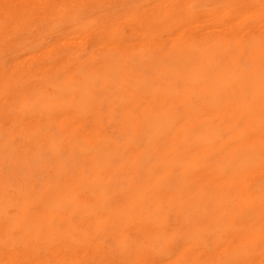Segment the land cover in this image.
I'll list each match as a JSON object with an SVG mask.
<instances>
[{"label":"bare ground","instance_id":"6f19581e","mask_svg":"<svg viewBox=\"0 0 264 264\" xmlns=\"http://www.w3.org/2000/svg\"><path fill=\"white\" fill-rule=\"evenodd\" d=\"M58 1L54 2L55 5L61 4ZM161 1L163 2V0ZM161 1L159 0L155 4L154 0L155 5L151 10L149 7L143 10L138 9L140 4L135 7L131 3L132 0H120L121 5L110 7L116 11H113L116 13L115 16L123 8L126 10L123 11L124 14L121 11L120 13L123 15L120 14V16L126 17L124 19L127 24L131 22L132 27L123 28V30L128 34H130L129 32L132 34L133 29L136 28L139 29V32L140 29L144 30L148 36L146 37L144 33L143 36L146 37L144 39L149 40L144 44H140V40L134 35H127L122 29L115 28L112 23L114 21L109 19L114 18L115 20L114 14L111 13L110 16L113 18L107 16L105 18L107 21L103 26H106L105 23L108 21H112L109 24L113 26H109V24L104 26L105 32H99L101 33L99 34L95 31L97 28L94 25L100 23L95 22L93 26L96 29L94 30L93 27L90 29H93L97 35L95 32V35H91L93 32L90 34V29H87L88 32L84 34V37L85 35L88 37L89 34L93 37L89 41L90 35V37L82 39L83 44L86 45L90 42L92 45V51L87 53L90 57L86 62L83 61L84 57H82L83 60L80 59V56L76 58L77 56L75 57V54L70 52L74 49L71 48V45L69 51L62 52L61 50L60 54L55 48L54 51L57 55L51 50L56 58L59 57L61 60L63 55L62 57L66 60V62L57 60L63 65L58 67L59 63L55 64L56 71H64L71 65L72 73L74 72L73 74L77 77L78 74L81 77L84 74L86 76L90 74L82 81L78 80L77 83L71 80L68 83L69 89L77 87V84V90L81 91L89 84L95 87L103 82V91L109 86L110 91L120 95L119 110L125 118L124 128L129 141V149H127L130 150L131 156L129 158L128 154L127 157L130 159V174H132L128 181L130 189L123 195L125 209L106 211L109 206L105 200H101L92 205L93 208L98 209V214L89 216L86 211H83V204H75L73 207H69L68 216H53L49 213L48 216H41L46 220L41 224L31 222L20 226L21 237L19 240H27L33 250H37L41 246L49 250L52 247L55 248L57 252L50 257H52V261L55 259L60 264H91L93 260H96L94 258L96 255L105 259L115 250L103 242L93 244L92 236H96L95 239L100 236H103L104 239L110 237L114 241L117 251L127 257L128 264H137L138 257H140V264H159L158 262L160 264H264V186L251 191L248 188L253 179L264 180V0H226L227 7L219 15L216 14V9H207L203 6L207 0H194L203 7L201 6V9L193 12H190L188 8V11H185L189 1L186 5L184 4L186 2H183L185 0H176L179 4L175 5L176 7H168L169 10L162 5ZM15 2L11 4H15ZM17 2L22 1L17 0ZM83 2L88 3L86 0H83L82 4ZM101 2L97 3V10L102 9ZM27 3L32 5L35 2ZM165 3L168 4V0L164 1ZM21 4L16 5L24 6ZM40 5L38 4L39 7ZM52 5L51 7L54 8ZM95 5V3L92 4V7ZM38 6L36 5V8L33 5L36 10L39 8ZM41 6L43 8V5ZM65 7L68 8L67 5ZM3 8L5 7L3 6ZM5 9L3 11L8 10ZM14 9L17 10L15 13L19 10ZM30 9L32 10L31 7ZM45 10L41 12L46 13ZM72 11L69 12L71 16L73 15ZM34 12L36 17L38 13ZM82 12L86 11L82 10ZM5 13L7 15V12ZM20 14V12L19 15L16 14L19 19ZM90 14L84 16H87L86 18L89 20ZM53 15L54 18L57 13L54 12ZM8 16L6 17L8 18ZM44 16L43 14V19ZM46 16L49 17V15ZM38 17L40 19L41 16L38 15ZM52 17L47 19L51 22ZM65 17L64 15L63 19ZM83 17L81 18L85 19ZM121 17L120 19H122ZM29 18L31 19L32 16ZM162 18L165 20L163 23H161ZM9 20L8 22L11 21ZM137 21L139 22L136 23ZM99 22L101 21L99 20ZM158 22L164 26L162 30ZM198 22H202L200 24L206 27L203 28L209 30H205L206 32L202 30L198 27ZM26 24L25 22L23 25L26 26ZM48 24L50 25V23ZM172 24H174L172 28L175 27V24L178 25L176 26L178 28L176 36L172 35ZM69 26L70 30L76 27L74 23ZM85 27L87 26L85 25ZM13 28L15 29V27ZM243 28L247 29L243 32L246 36V44L240 47L238 41L239 46L237 47L234 39L241 41L238 35L239 31L242 33ZM44 30L46 29L44 28ZM75 31L78 34V40L79 30ZM165 33L167 37L163 39L162 36ZM9 34L7 36L10 37ZM7 36L1 37L2 40L5 38L4 40L7 41ZM22 39L24 38L22 37ZM64 39L60 40L65 41L67 38ZM11 41L14 46V40ZM30 41L27 45H30ZM78 41L79 44L73 43L80 46L81 41ZM5 43L2 47L7 46L8 49L9 46ZM55 43L58 42L55 41ZM52 44L54 45V40ZM52 44L51 46H53ZM107 46L110 48H106ZM10 47L12 48V46ZM59 47L61 49V46ZM83 48L85 49V47ZM83 48L81 49L84 50ZM76 51L78 52V50ZM51 52L48 53L51 54ZM86 52L84 56H86ZM13 53L16 54L15 51ZM37 56L42 58L39 54ZM42 56L44 57V55ZM52 58L50 57V59ZM40 59L39 63L42 61ZM49 63L51 65V62ZM32 64L36 63L33 61ZM46 64L42 63L43 66ZM36 66V68L39 67L38 64ZM49 69L54 70V67ZM49 69H46L48 73ZM37 70L40 72L41 69ZM53 70L50 71L55 72ZM100 75L105 76V79L100 80ZM118 75L120 77L124 75L126 78L123 77L124 79L119 82L117 81ZM54 77L56 78V76ZM107 77L112 79L108 80ZM21 85L20 82H12L11 89H16ZM84 92L81 91L75 95L82 96ZM79 96L67 100V103L69 106H75L78 111H84ZM114 109L112 104L109 105L110 115L113 114ZM70 117H72V121L75 120V116L74 118L69 116L68 122L71 121ZM66 119L68 118L66 117ZM77 122L76 120V126ZM59 126L61 127V125ZM83 126H86L85 123ZM89 131L86 132L90 135ZM91 132L93 133V131ZM87 134H84L81 140L87 148H78V151L95 166L101 160L100 156L107 150L108 145L104 142L103 135L100 140L103 143H100V141L96 142V139L93 140L94 142H90L91 136L88 137ZM27 148L29 149L30 146ZM14 151L17 154L16 150ZM34 154L37 155L35 152ZM18 157L21 160L20 164L29 169L26 164L27 154L20 151ZM92 191L89 192L92 193ZM92 194L94 195V193ZM15 227V217L7 216L0 208V234L4 233L7 236V242L11 245L15 244L11 236ZM127 229L132 230L137 237H140V245H136L124 237ZM76 246H80L77 255H75ZM18 247L20 249V246ZM31 248H28V251ZM88 248L93 250L92 257L86 259L85 253ZM17 249L15 250L17 251ZM19 249L16 252L13 248L15 253L20 252ZM62 249L66 251L67 257L60 256L59 252ZM15 253L13 252V254ZM18 255H14V257L17 258ZM3 256L5 257L4 254ZM17 259L19 262L20 260L27 262L22 256ZM29 259L31 258L29 257L27 260ZM37 259L40 262L39 256ZM6 264H8L7 260ZM26 264L31 263L27 262Z\"/></svg>","mask_w":264,"mask_h":264},{"label":"rangeland","instance_id":"374dc122","mask_svg":"<svg viewBox=\"0 0 264 264\" xmlns=\"http://www.w3.org/2000/svg\"><path fill=\"white\" fill-rule=\"evenodd\" d=\"M0 1H1L0 2V6H1L0 7V13H1L0 14V41L2 40L3 37L7 36L9 34V32H11L9 34L10 37L9 36L6 37V40L10 44L5 43V42H7L4 40L5 38L2 40V42H0V44H1L0 45V99H1L0 100V123H1L0 124V137H1L0 138V208H1V211L4 212L7 216H14L15 221H16V227L14 228V232L11 235L13 238L12 240L15 241V244L11 245L10 243L7 242V236H5L4 233L0 234V236H1L0 256L2 255L0 257V264H6V260H7L8 264L10 263L11 260L12 261L10 264H15V263L19 264L21 262V260H20L21 258L19 259L20 262L18 261L17 258H19L21 256L23 257L24 260H26L28 263H31V264H40L42 261H44L45 263L42 262L41 264H46V263L47 264H60L54 258H53L54 260L52 261V257H50V255L55 254L57 252V250L55 248L52 247L49 250V249H46L44 246H41V247H39V249L37 248V250H33L31 248L32 245L29 242H27V240L20 241L19 240V238L21 237L20 226H22L24 224L31 223V222L41 224V223H43V221H46L44 219L45 217H41V216H48L49 213L52 214L53 216H68L69 215V207L70 206L73 207L75 204L76 205L83 204L84 205V206H82L83 211H86L89 216H95L98 214V211H97L98 209L93 208L92 205L96 201H101V200H105L107 203V206H109L108 209L106 208L107 209L106 211H108L109 209H111V210L113 209L114 211L123 210V209H125V202H124L123 195L125 192H127L130 189V187L128 185V181L131 179L132 174H130L131 173L130 161H129L130 159H128V157H127L128 154H129L128 155L129 158L131 156H130V150H128L129 149L128 148L129 141H128V138L126 135V130L124 128L125 118L123 117L122 112L119 110L120 95L113 92V91H110L109 86H107L105 88V90L103 91V89H102V86H104L103 82H101V84L96 85L97 87L96 86L92 87L89 84L86 88L81 90L83 92L85 91L82 96H79V94L75 95V93L81 92L80 90H77L78 85L76 84L77 87H74L73 89H69L68 83L71 80L74 81L75 83L82 81L83 79L88 77L90 74L88 76H86V74H84V75L81 74L83 78L78 74V77L80 76V78L78 79L77 75L73 74L74 72L72 73L73 67L71 65L68 66L64 71H56L57 66H54L55 64L57 65V63L62 62L63 60L66 62L64 57H62L63 55L61 56V60L59 57L56 58V55H57V53L60 54L61 50H62V52L69 51V48L72 46L71 48H74V49H72L73 51L70 50V52L75 54V57L77 56L76 58H79V56L81 57L80 59H82V60L85 58V60H83V61L86 62L88 60V57H90V56H88V54H89V52L92 51V45L90 42H88V44L86 43V45L83 44L84 41L82 42V39L87 37L86 35L84 37V34H86L90 28L93 27V29H94V26H95L97 28V30H95L96 28L94 30L97 33H99V32L104 33L105 32L104 28L109 23H111L112 21H114L112 23H114L115 28L122 29V30H123V28L127 29L129 27H132V23L129 22L128 23L129 25H128L127 21L124 19L126 17L122 16L125 13L123 11H126L124 8L121 10L123 14L120 13L121 11L119 13H117V16H120V14H122L121 15L122 17L121 16L120 17L124 21L122 19H120V17L115 16L116 13H114V12H116V11H114V10H112V8H110L114 5H116V6L121 5L122 3L120 2V0H109V1L103 0V2H101L102 0L101 1L99 0V2H97V0H91V1L86 0L89 3L88 8H87V6H88L87 2H83V4H82L83 0L82 1L81 0L80 1L79 0H76V1L67 0L69 2V4L67 1L64 2L65 0H62L63 2L61 0H59L62 5L60 3L59 4L62 7L58 3L56 4L57 6L55 5L54 2H57L58 0H55V1L45 0V2H44V0H42V1L30 0L33 3L34 2L37 3V4L34 3L32 5L27 3V2H30L29 0H26V1L25 0L24 1L18 0V1H22L19 3L17 2V0H9V1L8 0H6V1L0 0ZM14 1H16L15 4H11ZM50 1H52L53 3H51ZM70 1H71V3L74 1L72 3L73 5L70 3ZM77 1H78V4H76ZM132 1L133 2H131V3H133V6H135V7L140 4L139 5L140 7L139 6L137 7L138 9L140 8V10H143L144 8L146 9L147 7H149V9L151 10L154 7V5L157 3V1L159 2V0H155L156 2L154 4V0H132ZM164 1H167V0H163V2L161 1L163 3L162 5L165 6L166 8H168V7L171 8V6L176 7L179 4V2H177L176 0L175 1L172 0L171 3H170V0H168V4L167 3L164 4ZM188 1H189V4L187 5ZM48 2L51 4H49ZM93 2L96 5L92 7V4L94 5ZM96 2L98 4H100V2H101V4L103 5L102 9L97 10L96 6H98V4ZM109 2H110V4H109ZM183 2H186L184 4L187 5L186 10H185L186 12L188 11V9L190 12H193L194 10L198 11L199 9H201V6H202V5H200L199 2L197 3L194 0L193 1L192 0H185ZM183 2H181V3H183ZM40 3H41V5H43V8L40 5ZM64 3H67L66 5L68 8L65 7L66 5ZM85 3H87V4H85ZM16 4H21V5L24 4L25 7L19 6ZM38 4L40 5L41 8L38 6ZM52 4L54 5V8L56 6L57 9L56 8L54 9L53 7H51ZM74 4H76V5H74ZM226 4H227L226 0H207L203 6L207 9H216V14L219 15L221 13V11L227 7ZM33 5H35V7L37 5L40 8V12L45 10L46 8H48V9H46L47 11L45 10L46 13H43V12L40 13L39 8L36 10L37 7L35 8V7H33ZM3 6L8 10L3 8ZM29 6L32 8V10L30 9ZM11 7H13V8H11ZM44 7H46V8H44ZM122 7H124V6H122ZM14 8H17L20 11L18 10V12L15 13L17 10L15 11ZM169 8H168V10H169ZM4 9L6 11H3ZM11 10H12V12H11ZM52 10L55 13H57V16H55L56 18L52 17V16H54L53 15L54 12ZM58 10H59V14H58ZM64 10H66V11L64 12ZM71 10H73L72 16H71V13H69V12H71ZM82 10L86 11L87 13L82 12ZM34 11H37V13H38V14L36 13L37 14L36 17H38V15H40L42 18L41 17H40V19H39V17L36 18ZM5 12H7V15ZM19 12L21 13L20 16L23 19H25L26 21L23 19L21 20V17L19 19V16H16V14L19 15ZM47 12H48V14H47ZM60 12H62V13H60ZM88 12L91 13L89 16H91V17L94 16L95 18L89 17V20H88V18H86L88 16L87 14H89ZM93 12H95V13H93ZM4 13H5V15H2ZM10 13L14 16H10L11 15ZM92 13L95 15H93ZM111 13H112V15L114 14L115 20H114L113 16H110ZM8 14H9V16H8ZM28 14H30V15H28ZM43 14L45 15L44 19L47 17L46 15H49V17H52V21H51L52 24L49 21V19H50L49 17H47L49 19H47V18H46V20L43 19ZM83 14L87 15V16L85 17ZM201 14L202 13H200V15ZM64 15L66 17L63 19ZM6 16H8V18ZM31 16H32V18L30 19L29 17H31ZM107 16L112 17L113 19L108 17L112 21H108V23L106 22L105 23L106 26L104 25L105 26L104 27L103 24L105 21H107V19H105V18H107ZM81 17L85 18L87 21L85 19H82ZM4 18H6V19L3 20ZM28 18H29V20H28ZM7 19L8 20L10 19L11 21L9 20L10 22H8ZM13 19H14V21H13ZM118 19H119V21H118ZM64 20H66V21H64ZM99 20L103 23L99 22ZM162 20H163V18H162ZM162 20H159V21H162ZM12 21H13V23L11 24ZM23 21H25L28 25L26 24V26H24L23 24H25V22H23ZM33 21H35V22H33ZM42 21H43L44 25H43ZM164 21L165 20H163L161 23H163ZM21 22H23V23H21ZM47 22L50 23V25ZM95 22L98 24L100 23V24L94 25ZM138 22L139 21H137L136 23H138ZM141 22H143V21H141ZM32 23H33V25H32ZM72 23H74L76 27L74 29L70 30L69 25ZM198 23H196V25H198ZM200 23H202V22H200ZM200 23H199L200 26L198 25V27H200L204 31L209 30L208 28L204 29L206 27H204ZM10 24L13 26H11ZM29 24H31V25H29ZM101 24H102V26H100ZM121 24H122V26H121ZM158 24L160 25V22H158ZM85 25L87 27H85ZM173 25L174 24L171 25V28L173 27ZM109 26H113V25L109 24ZM176 26H178V25L175 24V27L171 29L173 32L172 35H174V36H176L178 33V31H177L178 28H176ZM13 27H15V29ZM163 27L164 26L160 25L161 30L163 29ZM44 28L46 30H44ZM82 28L85 30L84 31L85 33L83 32ZM245 28H247V27H245ZM245 28L242 29V33H241V31H239L238 36L241 38V41L239 39H236V38L234 39V40H236L235 45L237 47L239 46V42H240V47L246 44V36H245V33H243L247 30V29L244 30ZM23 29H24V31H23ZM76 29H77V31L79 30L78 33L80 35H79L78 40L81 41L80 42L81 48L85 47V49L83 48L84 50H82L80 48V46L75 45L76 43L79 44V41L77 40L78 34L75 31ZM93 29L89 30L90 34L93 32V34H91V35H95V33H96L95 31H93ZM99 29H100V31H99ZM173 29H174V31H173ZM41 30H42V32H41ZM56 30H58L57 33H56ZM80 30H82V31H80ZM12 31H14V32H12ZM39 31L41 32V35H40ZM123 31H124V33H126L125 30H123ZM46 32H48V33H46ZM6 33H7V35H5ZM97 33H96V35H97ZM101 33H99V34H101ZM129 33L130 34H128V32H127L126 34L127 35H134L135 37H137V39L140 40V44H144V42L146 43L149 41L147 39H144L148 36H147V33L142 29H140V32H139V29L136 28L135 30L133 29L132 34H131V32H129ZM143 34L146 37H144ZM23 35H25L26 37ZM89 35H88V37L91 36V35L90 36ZM136 35H138V36H136ZM22 37L24 39H22ZM166 37H167V35L165 33L162 36V38L166 39ZM239 37H237V38H239ZM26 38H29V39L27 40ZM64 38L65 39L67 38V39L65 40ZM91 38L93 39V37L91 36L90 39L88 38V41L91 40ZM10 39L14 40L13 41L14 46L11 43L12 41ZM20 39H21V41H20ZM60 39H64L65 41H62ZM75 39L77 40V42ZM53 40H54V45L52 44ZM28 41H30L29 42L30 45H27ZM55 41L58 43H55ZM70 42H72V43L70 44ZM73 42H76V43H73ZM4 43L6 45L8 44L9 47L12 46V48L8 47V49H7V46L2 47ZM51 44L53 46H51ZM55 44H57L58 46ZM63 44L64 45L66 44V45L64 46ZM25 45H27V47H25ZM48 45H49V47H48ZM22 46H23V48L21 49ZM59 46H61V49ZM55 48H56L57 53H56V51H54ZM75 48H77V49H75ZM89 48H91V49L89 50ZM106 48H110V46H107ZM46 49L48 50L49 53L51 52V50L54 51L56 53V55L54 54V52L53 53L51 52V54H49L48 52H46L47 51ZM59 49H60V51H58ZM76 50H78L79 53ZM13 51H15L16 54H14ZM44 51H45V54H43ZM85 52H86L87 58H86V56H84ZM29 54H31V55H29ZM38 54L40 55V57H42L41 59L38 58V56H37ZM41 54L44 55V57ZM46 54H47V56H46ZM48 56H50L51 58L53 56V58L50 59V57H48ZM34 57H37V58H34ZM82 57H84V58H82ZM21 58H24V59H21ZM32 58H34L33 61L36 64H32L33 63V61L31 62ZM43 58H44V61H43ZM39 59L42 60L43 62L40 61V63H39L38 62ZM48 59H50V60H48ZM54 59H56L55 61H57V60L58 61L60 60V61L59 62L57 61L55 63ZM47 61H48V63L51 62V65H53V66L49 65L50 63L48 64ZM89 61H91V60H89ZM30 62H31V64L29 65ZM41 62L43 64L47 63L46 65H44L45 67L42 65ZM65 62H63V63H65ZM37 64L39 67H42V68H39V67L36 68ZM61 64L59 63L58 67L61 66ZM33 65H34V67H33ZM5 67L8 69L6 70ZM52 67H54V70L49 69ZM33 69H36V70L34 71ZM37 69H41L40 72ZM46 69H49V73H48V71H46ZM10 70H11V72H10ZM50 70H53L55 72H52ZM38 73H39V75H38ZM55 74H57V75H55ZM72 74H73V77H72ZM53 75L56 76V78ZM122 76L124 78H126V76H124V75H122ZM123 77H120V75H118L117 81L120 82L122 79H124ZM74 79H76V80H74ZM99 79L104 80L105 76L103 77L102 75H100ZM107 79L111 80L112 78L107 77ZM56 80L58 81V84H57ZM12 82H20V83H22V85L17 87L16 89H11ZM106 84H108V83H106ZM40 86H41V88H40ZM108 90H109V92H107ZM74 91H76V92H74ZM72 92H73V94H72ZM76 96H79V99L81 98L79 101H81L82 106H83L82 108H84V111H82V110L78 111V110H76L75 106H73V105L69 106L68 105L67 100L76 98ZM111 104H112V106L115 107L112 115H110V111H109V105H111ZM26 106H28V107H26ZM60 116H62V117L59 118ZM69 116H73V118L75 116V120L73 119V121H72V117H70L71 121L68 122L67 120H69ZM90 116L95 118V119H92ZM114 116H115V118H114ZM66 117L68 119H66ZM121 117H123V118H121ZM37 118H38V120H37ZM30 120H32V121H30ZM76 120L78 121L77 126H76ZM83 120H84V122H83ZM28 121H29V123L30 122L33 123V121H34V123L29 124V123H27ZM117 121H118V123H117ZM74 122H75V124H73ZM87 122H89V123H87ZM62 123H63V125H62ZM84 123L86 125L85 127L83 126ZM19 125H21V126H19ZM59 125H61V127ZM90 125H91L92 129H91ZM25 128H26V130H25ZM79 130L82 132L84 131L83 135L87 134L86 131L90 130L89 131L90 135L87 134L88 137L91 136L90 137L91 139L89 138L90 142H92L95 139L97 140L96 142L102 140L101 136L103 135L102 138H103V140L105 139L104 142L108 145V148L106 150L107 152L105 151L104 154L100 156V158L101 157L102 158L95 166L90 161H88L85 157H83L78 151V148H81V149L87 148L81 142L83 135H82V132H80ZM91 131H93V133ZM74 133L76 136L77 135L78 136L76 137L74 135ZM22 135H23V137H22ZM25 138H26V141H25ZM100 143H103V142L100 141ZM29 146H30V148H29L30 150L27 148ZM13 149L16 150L17 154H15V151ZM20 151L25 152L27 154L28 160H27L26 164H28L29 169L24 168L20 164L21 160L18 157V153ZM126 151L128 152L127 154H126ZM34 152L37 154L36 155L37 157L35 156ZM78 156H79V159H77ZM88 163H91V164L89 165ZM74 164H76V165H74ZM79 166H81V167H79ZM76 179H77V182H76ZM258 182H260V183H258ZM78 183H80V184H78ZM260 186H264V180L253 179L252 181H250L248 188L251 191L255 188H259ZM89 191H92V193H94V195ZM16 192H18V193H16ZM87 192L91 193V195H89V193H87ZM40 218H42V219H40ZM130 227L133 228L131 225H130ZM94 237H96V236H94ZM94 237L93 236L91 237L93 244L97 243V242H99V243L103 242L105 245H108L110 247L112 246V248L115 250H113L111 252V254L109 256H107L105 259H101V258H99V256L96 255V257H94L96 260H93V262L91 264H128L127 257L124 254L122 255L121 253H119L117 251L116 247L114 246V241L110 237H108L107 239H104L103 236L102 237L100 236L97 239H95ZM124 237L129 239V241L133 242L134 244L140 245V237H137V235H135L132 232V230L127 229L124 233ZM17 245L20 246V249ZM13 248H14V250L16 248H18L20 252L15 253L16 250L14 251ZM28 248H31L30 251H28L29 250ZM76 248H77V250H76L75 255H77V253L80 251V249H79L80 246H76ZM18 249H17V251H18ZM92 251H93L92 249L88 248L87 252L85 253L86 259H88L90 256L92 257V255H91ZM9 252L12 255H10ZM13 252L15 254H13ZM28 252H30L31 254L29 253V255H28ZM51 252H53V253H51ZM59 253H60V256H64V257L68 256L64 249H62V251L60 250ZM3 254L5 255V257L3 256ZM20 254H21V256H20ZM32 254H34V255H32ZM72 254H70V255H72ZM9 255L12 256L13 258L10 257ZM14 255L15 256L18 255L19 257L16 258V257H14ZM28 256L31 259L27 260L29 258ZM38 256H39L40 262L37 259ZM7 257L11 258L10 261H8L9 258L5 259ZM34 257H35L36 261L34 260ZM40 257L41 258L44 257L45 259L44 258L41 259ZM139 258L140 257H138V260H137L138 262L136 261L137 264H140ZM14 261H16V262H14ZM50 261L53 263H51ZM27 262L22 261L20 264H26ZM158 263L160 264V262H158Z\"/></svg>","mask_w":264,"mask_h":264}]
</instances>
